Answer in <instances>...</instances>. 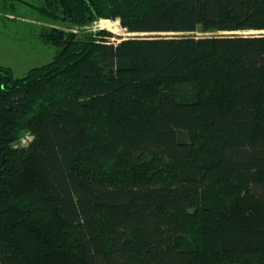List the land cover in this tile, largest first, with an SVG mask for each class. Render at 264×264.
<instances>
[{
	"label": "trees",
	"instance_id": "16d2710c",
	"mask_svg": "<svg viewBox=\"0 0 264 264\" xmlns=\"http://www.w3.org/2000/svg\"><path fill=\"white\" fill-rule=\"evenodd\" d=\"M35 10L69 28L0 65V264H264V0Z\"/></svg>",
	"mask_w": 264,
	"mask_h": 264
},
{
	"label": "rangeland",
	"instance_id": "374dc122",
	"mask_svg": "<svg viewBox=\"0 0 264 264\" xmlns=\"http://www.w3.org/2000/svg\"><path fill=\"white\" fill-rule=\"evenodd\" d=\"M40 3L41 0H0V65L9 67L15 77H22L30 68L52 59L55 47L35 39V32L41 26L69 28L67 24L47 21L37 14L35 8ZM97 28H105L121 38L147 35L128 33L119 20L100 19L90 27L93 30ZM192 33L200 36L225 32H203L197 28ZM29 139L24 132L19 137V143L26 144Z\"/></svg>",
	"mask_w": 264,
	"mask_h": 264
}]
</instances>
